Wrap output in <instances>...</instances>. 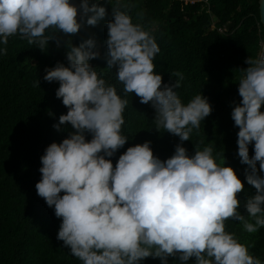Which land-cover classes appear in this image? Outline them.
<instances>
[{"label":"clouds","instance_id":"obj_1","mask_svg":"<svg viewBox=\"0 0 264 264\" xmlns=\"http://www.w3.org/2000/svg\"><path fill=\"white\" fill-rule=\"evenodd\" d=\"M105 15L103 5L89 0H0V45L19 34L44 47L54 34H75ZM112 16L106 24L107 67L115 66L124 93L151 103L155 128L177 135L179 142L163 160L154 155L151 141L136 143L113 165L110 158L129 140L121 133L128 101L89 63L99 55L95 40L72 45L67 66H46L43 76L59 82L55 96L68 109L53 128L59 131L68 122L74 129L46 146L35 184L60 218L57 239L82 264H141L147 257L168 264L169 256L180 264L190 257L193 264H264L225 228L228 219L248 233L264 226V55L246 59L248 67L238 82L241 99L230 113L238 126L237 154L247 165L244 179L256 189L243 202L244 215L237 196L243 184L234 169L213 154L212 145L190 155L182 143L212 111L207 97L197 94L183 103L174 90L179 80L162 86L161 74L153 71L159 52L154 36L118 8H112ZM6 50L0 47V54Z\"/></svg>","mask_w":264,"mask_h":264},{"label":"trees","instance_id":"obj_2","mask_svg":"<svg viewBox=\"0 0 264 264\" xmlns=\"http://www.w3.org/2000/svg\"><path fill=\"white\" fill-rule=\"evenodd\" d=\"M93 2L106 9L105 17L94 26L84 24L70 35L56 33L44 47L29 43L19 34L9 36L8 43L0 45L7 49L0 54V264H82L57 239L60 218L35 189L41 177L40 156L46 146L74 131L68 122L59 131L53 128L68 109L55 96L59 82L43 79L46 66L53 67L57 62L67 66L66 51L72 45L94 39L93 50L99 55L89 63L128 101L122 113L121 133L129 140L110 158L113 165L128 146L136 143L151 141L154 155L163 160L173 154L179 142L177 135L163 127L155 128L151 103H140L134 92L124 93L115 66L107 67L106 24L113 19V7L154 36L159 52L153 58V71L161 74L162 86L179 80L180 86L174 90L183 103L197 94L207 97L212 111L192 130L189 140L182 142L188 154L212 145L213 154L234 169L243 184L237 193L242 214L247 215L244 200L256 192L244 179L247 165L237 154L238 126H234L230 113L233 102L241 99L238 82L248 67L246 59H255L262 52L264 27L259 0H89V4ZM52 31L46 30L45 35ZM85 136L91 138L90 133ZM252 154L250 144L249 156ZM257 169L260 174L259 162ZM225 228L235 233L254 256L264 260V226L248 233L240 222L228 219ZM167 260L168 264H180L176 256ZM194 260L190 257L185 264H193ZM141 264H160V259L147 257Z\"/></svg>","mask_w":264,"mask_h":264},{"label":"water","instance_id":"obj_3","mask_svg":"<svg viewBox=\"0 0 264 264\" xmlns=\"http://www.w3.org/2000/svg\"><path fill=\"white\" fill-rule=\"evenodd\" d=\"M259 10H260V19L264 27V0H259ZM261 55H264V39H263Z\"/></svg>","mask_w":264,"mask_h":264},{"label":"built area","instance_id":"obj_4","mask_svg":"<svg viewBox=\"0 0 264 264\" xmlns=\"http://www.w3.org/2000/svg\"><path fill=\"white\" fill-rule=\"evenodd\" d=\"M188 1H190V2H194L195 0H185V2H188ZM219 30H222V28H219ZM261 56V55H260Z\"/></svg>","mask_w":264,"mask_h":264}]
</instances>
